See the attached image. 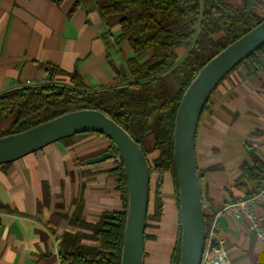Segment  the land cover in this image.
<instances>
[{"label":"crops","instance_id":"obj_1","mask_svg":"<svg viewBox=\"0 0 264 264\" xmlns=\"http://www.w3.org/2000/svg\"><path fill=\"white\" fill-rule=\"evenodd\" d=\"M75 2L78 6L68 16ZM120 19L101 17L93 0H0V93L27 81L48 82L51 66L76 71L90 90L121 85V79L129 80L124 69L132 53L126 41L116 40ZM178 52L182 58L186 51L179 49L177 57ZM52 80L67 83L68 78L56 75ZM253 131L262 134L251 141L264 162V68L252 72L243 65L213 91L195 137L203 206L216 216L215 240L231 264H264V204L250 202L249 212L237 216L218 214L230 203L249 201L258 189L256 182L242 178L239 168L248 159L244 143ZM109 147L105 136L84 133L0 164V264H60V240L74 230L69 221L76 211L80 219L95 222L103 212L122 209L116 161L89 162ZM165 185L175 204L174 246L178 214L168 175L163 201ZM164 206L160 220L151 221L145 231L153 238L145 240L143 264H169L173 246L166 263L159 258L166 238Z\"/></svg>","mask_w":264,"mask_h":264},{"label":"trees","instance_id":"obj_2","mask_svg":"<svg viewBox=\"0 0 264 264\" xmlns=\"http://www.w3.org/2000/svg\"><path fill=\"white\" fill-rule=\"evenodd\" d=\"M93 1L101 17L121 16L116 40L126 41L131 48L132 54L126 59L124 69L129 80L121 79L119 86L90 90L76 71L66 73L57 67H48V82L0 93V124L12 119L6 129L0 128V138L73 111L89 109L107 115L131 136L146 157L151 177L146 229L151 221L158 222L161 218L164 176L170 177L178 225L169 264H179L181 226L173 158L177 107L204 65L264 20V0H241L240 7L224 0ZM77 6L75 2L67 15L71 16ZM179 49L186 51L180 59L176 55ZM243 65L252 72L262 70L264 46L234 70ZM56 75H65L67 83L53 81ZM260 136L259 131L249 134L244 143L248 159L239 166L244 180L258 184L251 196L264 187V162L251 141ZM109 152L112 157L117 155L111 141ZM151 154L153 158L149 160ZM113 171L118 176L122 209L103 212L95 222L80 219L76 211L69 221L74 230L64 232L60 240V264H120L128 192L122 163L116 162ZM154 174L157 176L152 180ZM198 175L201 179V174ZM214 217V213L204 209L206 236ZM144 238L153 237L145 234Z\"/></svg>","mask_w":264,"mask_h":264},{"label":"water","instance_id":"obj_3","mask_svg":"<svg viewBox=\"0 0 264 264\" xmlns=\"http://www.w3.org/2000/svg\"><path fill=\"white\" fill-rule=\"evenodd\" d=\"M264 46V20L214 56L197 73L176 111L173 158L178 182L181 226L179 264H200L206 238L204 206L195 155L200 115L220 82L241 62ZM84 133L105 136L120 157L127 183L128 206L120 264H143L150 200V171L145 155L131 136L97 110H79L0 138V164L13 162L45 145ZM112 157L110 152L91 159Z\"/></svg>","mask_w":264,"mask_h":264},{"label":"built area","instance_id":"obj_4","mask_svg":"<svg viewBox=\"0 0 264 264\" xmlns=\"http://www.w3.org/2000/svg\"><path fill=\"white\" fill-rule=\"evenodd\" d=\"M26 86L31 85L27 81ZM113 160L116 162H121L119 156L113 157ZM262 203L264 204V187L261 188L257 194L252 196L249 201H238L230 203L224 206L218 214L226 213L232 215H240L241 213L249 212V203ZM218 226L216 216L214 217L211 226L209 228L208 234L205 238L204 251L202 254V259L200 264H231L229 257L226 251L223 249L220 242H216V233L215 230Z\"/></svg>","mask_w":264,"mask_h":264},{"label":"rangeland","instance_id":"obj_5","mask_svg":"<svg viewBox=\"0 0 264 264\" xmlns=\"http://www.w3.org/2000/svg\"><path fill=\"white\" fill-rule=\"evenodd\" d=\"M224 2L231 4V5H235L237 7H240L242 5V1L241 0H224ZM181 53L178 52V57L180 58ZM11 118L5 120L4 122H2L0 124V128L1 129H6L7 126L9 125V123L11 122ZM149 160H151L153 158V155H149L148 156ZM157 176V174L153 175V179H155V177ZM165 190H164V194L163 196L165 197V200L162 201L164 202L165 206H164V212H163V216L161 219V223L166 225V229H165V234H166V238L165 240H163L161 247H160V260L163 261V263L167 261L170 251L172 249L173 243H172V236H173V232L171 229V224L174 220V209L172 208V205H175L173 203L170 202L171 198H172V194L167 190V186L165 185ZM163 197V198H164ZM175 197V196H174ZM175 199V198H174ZM176 200V199H175ZM176 203V201H175ZM175 207V206H174ZM178 214V213H177ZM153 223V222H151ZM155 223V222H154Z\"/></svg>","mask_w":264,"mask_h":264}]
</instances>
